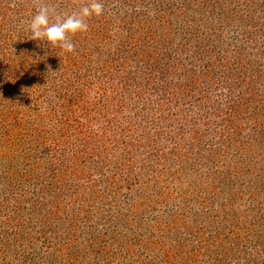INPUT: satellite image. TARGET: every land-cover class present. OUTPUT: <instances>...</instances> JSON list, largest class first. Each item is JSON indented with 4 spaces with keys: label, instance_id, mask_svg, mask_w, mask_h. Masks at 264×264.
<instances>
[{
    "label": "rangeland",
    "instance_id": "obj_1",
    "mask_svg": "<svg viewBox=\"0 0 264 264\" xmlns=\"http://www.w3.org/2000/svg\"><path fill=\"white\" fill-rule=\"evenodd\" d=\"M89 2L0 0V264H189L198 247L200 264H247L209 250L215 232L228 233L229 210L232 230L243 235L257 215L264 233V0H209L199 12L198 2L99 0L102 15L71 36L74 52L31 40L41 6L54 23ZM127 23L143 30L127 33ZM150 37L154 59L176 45L182 57L198 49L205 59L190 75L208 64L211 87L160 97L183 87L178 66L179 80L153 92L150 65L125 53ZM10 188L27 209L4 201ZM175 240L189 252L174 259ZM251 241L250 264H264V238Z\"/></svg>",
    "mask_w": 264,
    "mask_h": 264
},
{
    "label": "trees",
    "instance_id": "obj_2",
    "mask_svg": "<svg viewBox=\"0 0 264 264\" xmlns=\"http://www.w3.org/2000/svg\"><path fill=\"white\" fill-rule=\"evenodd\" d=\"M173 1L174 2H172V7H174V8L181 7L182 9H185V8L188 9L189 6L186 7L188 4L195 5L194 3L198 2L199 8L201 6H202V8H200V9L196 8L195 12H199L200 10L203 9V7L205 8L206 3L208 5L209 0H190L191 2H187V3H185L186 0H173ZM192 2H194V3H192ZM210 6H211V4L209 3V7ZM209 7L207 6L206 8H209ZM169 14L171 15L170 12H169ZM111 25H112L111 20L106 19L105 23H104V28L106 29L107 27H109ZM125 26H128L127 27V33H131V34L137 33L138 30H143V29H137L138 25L132 24V23H127ZM101 29H102V27H101ZM195 32L193 34L197 40V44L199 45L198 49H201L202 47H203V49H206L207 45L204 43V41L202 39L195 36L196 35ZM155 39H156V37H154V38L150 37V42H149L150 45L146 46L145 49L137 48L139 46V43H142V40L141 39H135L133 41V43L130 44V46L132 48L129 49L128 52H125L128 55H130V59L134 58L135 61H139V62L144 61L148 65H150L149 73H152L151 74L152 78L149 79L150 81L148 80V82L152 83V86L150 89H152L153 92H156L157 94L159 93L160 88H159L158 83L162 84L164 82V80H168L170 84L175 83V81L178 77V66H179V68L180 67L184 68L187 71V72L183 73L184 75L182 78L184 80L181 81L183 87H180V88L174 89V90H172L171 87H169L168 89H164L162 87L163 93H162V95H160V97L162 96V98H165V99L171 97V98H176V100H177L180 97L184 98V96L187 92L186 89L190 90L192 92H196L202 88L201 86H205L206 84L207 85L210 84V87H211V84H212V78L210 77L211 69H206L207 67H209L208 64H207V67H201V68H203V70H201L199 72L198 80H196V79L193 80L194 78L191 77V75H190L191 73H194L193 70L195 69L196 65H198V63H202L201 60L205 59V57H202V55L199 54L200 52H198V49L194 52L191 51L192 52L191 55H188L187 57H184V56L182 57L180 54L181 50H179V48H178L179 45H176V46H172L170 48H164L162 51V54L159 55L158 58L154 59L152 56V47H153V44L155 42ZM214 44H215V42H214ZM217 46H218V44H217ZM194 47L197 48L196 46H194ZM211 47H213V45H211ZM211 47H210V49H211ZM221 47H224V45H222ZM215 49L216 48L213 47V50H211L214 55H215V52H214ZM218 50H219V48H218ZM143 58H145L146 60H143ZM123 59L128 60L129 56H126ZM180 59H181V61L178 62ZM208 59H210L209 60L210 64L212 62L211 66H215L214 64L216 63V61H218L217 58H215L214 60L211 61L212 56H210V53H209ZM155 69H157V71L154 74ZM221 73H223V72L219 68L218 73H217L218 74V76H217L218 80L217 81L223 83V80H225V78H226V74L221 75ZM83 78H85V76ZM199 78L204 80V81H200ZM77 80H79V82H81L82 81L81 76L78 75ZM177 80H179V79H177ZM192 80H193V82H195V85L192 83ZM226 85H228L227 91L233 99L234 98L235 99L236 98L237 99L243 98V97L239 98L238 97L239 94H238V96L236 95L238 89H236L234 87V85H230L227 80H226ZM142 87H143V85L140 86V89H142ZM144 87H146V85ZM145 94L142 96V98H144ZM233 95H234V97H233ZM140 97L141 96H138V98H140ZM118 112H119V110H118ZM151 126H154V125H151ZM169 127L170 126H168V128L160 129L161 133H159L158 135L155 134L153 137H156V138L153 140L160 139V137H162V135H164V133L169 129ZM152 129H156V128L152 127ZM210 130H211V128H210ZM207 134L208 135L211 134V132L209 131L208 128L206 129V136H207ZM161 141H162V143L164 141L167 142L168 139H162ZM178 142H179V140H176L173 142L170 141L168 147L174 146V145L179 146ZM7 199H14V201L22 200V199H20V195L18 194V192H15V190L13 188L9 189V192H7V197L4 198V201H6ZM20 202L21 203L18 205V207L16 209H18V208L20 210L27 209V206H25L24 204H28L29 201L23 200L24 203L22 201H20ZM250 211H252V210H250ZM15 212H17V211L16 210L12 211V217L11 218H13V213H15ZM226 215L228 216L227 219H225ZM244 215H245L244 216L245 220H247L248 216L246 214H244ZM256 218H257V215H254L252 217V220H251L252 222L246 221V223L248 225H244L245 231L243 232V235H242V233L236 232L235 230H232V228H237L239 225L238 224L234 225L232 223L231 211L229 210V211L225 212V214L223 216V221H224L225 226L222 230H223V232L228 230V233L222 234L221 232H215L212 235L211 244H210L211 249L209 250L210 251L209 256L217 253V254L222 255L223 257L225 255H229L234 260H237V261H239V260L248 261L247 264H250V261H255L254 260L255 258L252 257L254 253L248 251L249 245L252 244L251 240H253V241L256 240V244H259L260 242L258 240L261 238H264V233H260V230H259V228H261L263 226H262V224H260V220L258 221ZM202 221H204V220H202ZM202 221H200V222H202ZM15 223H19V221H15ZM48 224L49 223H43V224L41 223L40 224V231L46 232L43 229L46 228ZM41 226H43L42 229H41ZM228 227H230V228H228ZM252 234H253V237L250 238L252 236ZM46 240H47V242H45ZM43 241L46 244H49V245L51 244V238L49 236H44ZM205 242L207 243V241H205ZM185 248H186V246L184 244L181 245V243L179 241L175 240L174 244H171V246H170L169 253L171 252L172 257L175 259V257L177 256V253L179 251L180 252L181 251L184 252L185 250H186V252L188 251ZM199 249L200 248L198 247V248H192L191 250H189L190 254H191V257H190L191 261L189 264H200V263H202V259H204L205 252L203 254V253H201V251ZM203 262H204V260H203Z\"/></svg>",
    "mask_w": 264,
    "mask_h": 264
},
{
    "label": "clouds",
    "instance_id": "obj_3",
    "mask_svg": "<svg viewBox=\"0 0 264 264\" xmlns=\"http://www.w3.org/2000/svg\"><path fill=\"white\" fill-rule=\"evenodd\" d=\"M50 11L51 9L47 5H43L32 17L28 25L31 40L43 41L52 47H59L65 52L72 53L75 51V44L72 42L71 36L78 32H87L86 18L92 15H102L103 4L99 0H90L78 12L64 18L57 17L54 23L49 22Z\"/></svg>",
    "mask_w": 264,
    "mask_h": 264
}]
</instances>
